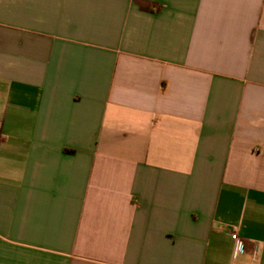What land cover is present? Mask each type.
<instances>
[{
	"label": "crops",
	"instance_id": "0c3cea01",
	"mask_svg": "<svg viewBox=\"0 0 264 264\" xmlns=\"http://www.w3.org/2000/svg\"><path fill=\"white\" fill-rule=\"evenodd\" d=\"M0 134V264H264V0H0Z\"/></svg>",
	"mask_w": 264,
	"mask_h": 264
},
{
	"label": "built area",
	"instance_id": "2783aa9c",
	"mask_svg": "<svg viewBox=\"0 0 264 264\" xmlns=\"http://www.w3.org/2000/svg\"><path fill=\"white\" fill-rule=\"evenodd\" d=\"M1 140H2V135L0 134V141ZM231 238L234 243V253L235 254L241 253L244 250V245L238 232L234 229L231 231Z\"/></svg>",
	"mask_w": 264,
	"mask_h": 264
}]
</instances>
